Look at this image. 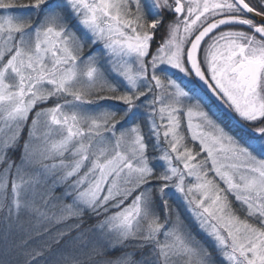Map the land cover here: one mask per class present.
Returning a JSON list of instances; mask_svg holds the SVG:
<instances>
[{"label":"snow or ice","instance_id":"obj_1","mask_svg":"<svg viewBox=\"0 0 264 264\" xmlns=\"http://www.w3.org/2000/svg\"><path fill=\"white\" fill-rule=\"evenodd\" d=\"M0 264H264V0H0Z\"/></svg>","mask_w":264,"mask_h":264}]
</instances>
